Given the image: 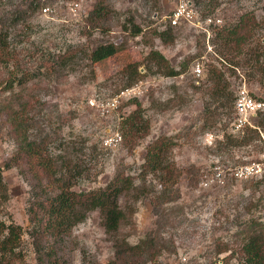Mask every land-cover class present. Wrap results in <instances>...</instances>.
Masks as SVG:
<instances>
[{
	"label": "rangeland",
	"instance_id": "374dc122",
	"mask_svg": "<svg viewBox=\"0 0 264 264\" xmlns=\"http://www.w3.org/2000/svg\"><path fill=\"white\" fill-rule=\"evenodd\" d=\"M101 1L106 15L89 22ZM181 1L0 0V38H6V45L0 44V168L8 190V200L0 201V222L21 228L10 264H38L28 207L39 192L41 173L20 170L27 166L10 122V109L18 111L23 100L31 102V134L47 136L51 153L65 156L74 168L72 190H97L119 174L145 189L147 197L135 203L120 199L122 208L133 203L134 213L118 238L135 245L153 237L155 255L146 258L148 264H222L229 255L228 264H236L248 226L264 223V129L261 141L223 146L227 137L244 132L234 129V107L224 106L216 94L222 86L235 96L245 88L264 102V0H184L196 15L172 27L173 42L164 44L159 34L170 28L168 17ZM245 15L253 18L250 38L235 48L228 30ZM132 26L141 30L138 36H132ZM105 43L120 51L92 63L90 52ZM72 50L74 57L63 68L46 69L48 58ZM151 51L181 74L160 73L150 63ZM196 63L199 77L192 72ZM132 64L138 68L135 77L127 70ZM125 90L131 93L122 95ZM138 104L149 130L132 138L122 122ZM116 135L120 140L104 144ZM159 137L181 172L173 185L143 168L148 146ZM253 164L260 166L254 177H235L237 168ZM99 221L93 211L72 230L69 250L62 252L69 264H82L83 253L87 262L113 258L112 239ZM223 245L228 251L217 254Z\"/></svg>",
	"mask_w": 264,
	"mask_h": 264
},
{
	"label": "trees",
	"instance_id": "16d2710c",
	"mask_svg": "<svg viewBox=\"0 0 264 264\" xmlns=\"http://www.w3.org/2000/svg\"><path fill=\"white\" fill-rule=\"evenodd\" d=\"M38 6H31L32 11ZM105 8L101 2H97L89 14V22L104 18ZM91 18V19H90ZM253 22V18L246 15L241 16L237 23L228 30V35L235 37L234 47L239 48L247 39L248 29ZM132 36H138L141 30L132 26ZM171 26L159 34L160 40L164 44L173 42ZM6 37V32H4ZM3 33V34H4ZM2 34V33H1ZM0 34V35H1ZM6 38H0V44L6 45ZM1 47V45H0ZM74 51H65L56 57L48 58L45 63L46 69L52 73L59 68H63L68 62L72 61ZM120 51V46L114 43L99 44L90 52L89 60L92 63L102 62ZM149 56L150 63L169 77H176L181 74L180 70L172 68L165 57L158 51H151ZM133 77L138 75V68L134 64L128 66ZM126 70V71H127ZM213 74V73H212ZM23 76L22 79H25ZM218 78H221L219 75ZM20 80V83L24 81ZM222 82V80H220ZM223 83V82H222ZM216 89V88H215ZM227 86H222L216 90L218 98H222L225 104L234 107L236 96L233 92L226 94ZM226 94V95H225ZM19 110L10 109V122L17 135L18 147L20 148V159H24L22 172H40V178L36 179L39 192L34 194L29 202L28 217L32 226L31 239L35 247L38 264H69L62 254L69 250V236L72 230L84 222L90 212L96 211L99 215V224L106 236L112 239L113 258L105 264H148L146 258L155 255L156 243L153 237H147L138 244L131 245L126 239L118 238V232L122 225L128 224L133 216V203L141 198L147 197L144 188L137 187L133 180L124 175H116L112 181L97 190L76 192L72 190L73 167L65 156L53 155L48 149L46 137L44 135L33 136L31 133L33 116L31 113V102H19ZM11 107V106H10ZM141 107L137 108L123 120V127L133 138L142 133L148 134V122L143 120L140 115ZM257 122L253 127L247 126L242 130L241 137H227L223 146H248L253 142L261 141V129H264V112L257 114ZM165 139L162 137L153 141L146 150L145 163L143 168L150 170L153 174H158L163 184H176L181 172L168 160ZM14 165H18L16 159L11 160ZM7 168L10 165L6 166ZM149 172V173H150ZM192 174L191 172H186ZM6 184L2 179V169L0 168V201L8 200ZM126 198L132 204H126L123 208L120 199ZM21 228L12 224L6 225L0 222V264H10V258L15 256V250L20 243ZM227 246L217 250V254L227 252ZM236 264H264V223L252 222L242 239L240 249L237 251ZM82 264H99L97 262H87L85 254L82 256ZM232 256L225 257L222 264H228ZM216 264V263H210Z\"/></svg>",
	"mask_w": 264,
	"mask_h": 264
},
{
	"label": "built area",
	"instance_id": "2783aa9c",
	"mask_svg": "<svg viewBox=\"0 0 264 264\" xmlns=\"http://www.w3.org/2000/svg\"><path fill=\"white\" fill-rule=\"evenodd\" d=\"M195 15L196 11L194 9V5L189 1L183 0L176 6V8L168 17V23L171 27H177L181 23L192 22ZM192 72L196 77H199L202 74V70L198 63H196V65L193 67ZM129 93H131V90H125L121 92L122 95H128ZM115 105L116 101L111 102L112 107H115ZM234 110L236 114L234 129L242 130L246 126H251L249 122L251 117L256 116L258 113L264 112V102L249 96L248 92H246L245 88H243V90H241L236 96ZM118 140H120V136L116 135V138L110 137L105 139L104 144L106 146H110L113 143H116ZM258 172H260L259 164H253L237 168L234 175L238 179H249L254 177V175ZM217 177H220V175L218 174Z\"/></svg>",
	"mask_w": 264,
	"mask_h": 264
}]
</instances>
